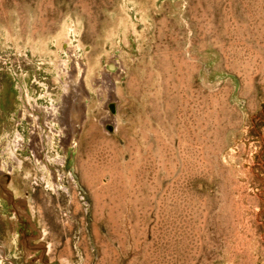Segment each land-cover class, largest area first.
<instances>
[{"label": "rangeland", "instance_id": "rangeland-1", "mask_svg": "<svg viewBox=\"0 0 264 264\" xmlns=\"http://www.w3.org/2000/svg\"><path fill=\"white\" fill-rule=\"evenodd\" d=\"M0 264H264V0H0Z\"/></svg>", "mask_w": 264, "mask_h": 264}, {"label": "bare ground", "instance_id": "bare-ground-1", "mask_svg": "<svg viewBox=\"0 0 264 264\" xmlns=\"http://www.w3.org/2000/svg\"><path fill=\"white\" fill-rule=\"evenodd\" d=\"M71 42V43H70ZM67 43H70L71 44V46H72V40H69V41H67ZM70 46V45H69ZM76 48V47H75ZM74 47H73V49H75ZM78 49H80V47H78ZM78 49H75V52L74 53H76L77 55H75V60L77 61V68H75V65H74V69L72 68V70L75 72V73H79L80 71H82V69L80 70V68H84V67H86L87 68V74H86V78H85V82H83V85L85 84L86 85V90L88 91V95L89 96H91V102L88 100V98H87V94L85 93V92H82V94H79L78 95V84H79V81H74V79H71L70 77H69V74H70V72H71V70H70V67H69V65H70V59L68 58L67 60H64V61H62V59L63 58H61V56H59V57H57L56 59H54V61L55 62H57V64H61L60 66H58V74H59V79H61V82H62V85H63V89H64V92H65V95H66V98L68 99V101L66 102V103H69V100H70V98H71V96H70V98H69V95H71L72 94V98H73V96L75 95L76 97L78 96L80 99H82V101H81V106H80V109H79V111H80V113L81 114H83V110L85 109L86 110V119L88 120V118H89V112L91 111V109L93 108V103H94V101H93V96H92V89L91 88H89L88 86H87V83H88V81H87V79L89 80H92L93 78H94V76H95V74H96V71H99L100 69H101V67H100V65L97 67V69L95 70H93L91 67H90V65H89V63H88V67L86 66V65H83L82 63L81 64H79V62H80V60H79V52H78ZM61 51H64V52H66L64 49H62ZM71 58V57H70ZM60 61H62L61 63H60ZM73 61V60H72ZM83 62V61H82ZM119 64V63H118ZM113 68H115V66L113 65ZM77 71V72H76ZM100 72V71H99ZM83 74V73H82ZM98 75V74H97ZM72 78H74V77H72ZM108 80H109V82H110V84L108 85L107 83H105L103 86H105V87H108L109 89H110V91H111V95L112 96H117L118 98H119V96H118V92L117 93H115L116 91L114 90V88L116 87H113L112 86V84L113 85H116L115 84V81H114V79L112 78V76H111V74L109 73L108 74ZM79 80V79H78ZM101 80V79H100ZM84 85V86H85ZM95 91V90H94ZM93 91V92H94ZM97 94H99V95H103L104 96V91L102 90V88H101V90H99V91H95ZM94 92V93H95ZM85 94V95H84ZM29 99H30V97H29V95L27 96ZM105 100H107V98H105ZM75 101V100H74ZM71 102H73V101H71ZM90 102V103H89ZM74 105V104H73ZM67 106H69V105H67ZM62 108V107H61ZM61 108H60V110H61ZM71 109V108H70ZM54 110H56V109H54ZM52 111V113H51V116H50V118L52 119V121L54 120V122H56L57 124L58 123H60L61 121H64V130H63V132H65V134L63 133V132H59V131H52L53 132V134H54V138H55V135L56 134H59V136H61L62 138H63V140H64V142H65V139H66V137H67V135L69 134V132L71 131V130H73L74 129V127H76V129H80L79 127H81V121H82V119H80L79 121H75L74 123H71L72 122V119H71V122L70 123H66L67 122V120H66V118L64 119V117H62V116H60V113H58L59 112V110L58 111ZM28 111V110H27ZM85 113V112H84ZM28 114H31L30 113V111L28 112ZM28 114H27V112H24L23 113V117H27L28 116ZM34 114V113H33ZM80 114V115H81ZM67 115V114H66ZM32 116V118H31V120L32 121H37L38 122V118H36L34 115H31ZM28 118V117H27ZM26 118V119H27ZM75 124V125H74ZM38 125H39V123H38ZM38 129V128H37ZM35 131L33 132V135H38V134H36V128L34 129ZM54 130V129H53ZM71 136H73V134L71 135ZM23 139V138H22ZM22 139H21V142H22V144L24 143L25 144V141H24V139H23V141H22ZM20 142V141H19ZM76 142H77V137L75 138V139H72V140H70V142H69V147L70 148H72L71 146H76ZM66 143V142H65ZM37 146H39L38 144L36 145V147ZM67 146V145H66ZM65 148H67L66 149V154L67 153H69L70 151H69V149L70 148H68V146L67 147H65ZM37 150H38V148H37ZM65 160V159H64ZM63 159H61L60 161H58L59 163H63V161H64ZM37 162H39V161H37Z\"/></svg>", "mask_w": 264, "mask_h": 264}]
</instances>
